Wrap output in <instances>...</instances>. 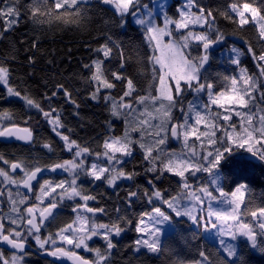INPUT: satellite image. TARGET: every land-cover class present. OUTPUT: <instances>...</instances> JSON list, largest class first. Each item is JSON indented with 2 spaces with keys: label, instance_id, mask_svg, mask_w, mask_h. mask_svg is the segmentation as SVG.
Returning <instances> with one entry per match:
<instances>
[{
  "label": "snow or ice",
  "instance_id": "snow-or-ice-1",
  "mask_svg": "<svg viewBox=\"0 0 264 264\" xmlns=\"http://www.w3.org/2000/svg\"><path fill=\"white\" fill-rule=\"evenodd\" d=\"M87 2L88 0H54V8H61L65 5L75 7L78 3ZM100 2L115 5L119 19L117 27L122 29L126 26V17L129 14L132 15L133 22L141 26L142 32L146 36V43L153 53L151 56L153 79L159 80V94L152 95L149 91L147 95L133 96L136 89L132 79L127 78L123 73L113 72L114 79L126 80L127 90L123 92L119 101L111 95L105 96L104 99L110 104L111 117L123 119L125 127L123 135H113V126L109 120L106 125L108 134L103 140L102 151H90L89 146H82L76 140L70 139V135H65L59 131L64 125L59 113L53 118L52 113L56 112V109L50 108L49 111H44L39 103L24 97L30 107L37 109L48 120L52 130L63 141L65 149L72 154V160H65L63 163H56L51 167V170L61 169L68 172L71 179L67 181L68 186L66 188L64 181L53 186L51 182L44 180L39 186V194L34 196L35 201L39 203H34L32 206L24 208L23 211H21V206L25 205L30 198L19 191L14 195L9 189L7 192L9 211L3 212L0 209V241L6 242L12 249L20 250L23 253L25 241L28 236H32L41 249H45V246L50 244L52 250L49 255L53 257H67L73 261V264H89L88 260L79 256L75 251L58 246L57 240H59L75 249L83 248L87 251H94L96 253L94 264H111V253H101L99 249H90L88 241L93 237L102 236L106 242V249L111 250L115 247L112 242L113 235L120 236L124 229L119 226L118 222H95L96 213L107 214V212L104 208H92L88 205V201L95 200L96 197L86 194L77 181L81 176H87L93 182L102 181L108 187L116 188L118 181L134 180L135 174L126 172L123 165L126 164L127 159L134 158L133 145H137L138 149L143 152V160L148 164L146 172L158 174L154 176L153 180L148 181L152 188L151 192L144 189L127 193L126 204L129 208L132 206L133 198L139 201L142 197H146L148 203L153 204L154 201H160L167 205L175 217H185L197 230L203 229L206 233H212L213 230H216L217 235H228L233 240L237 239L238 235H242L247 237L252 246L255 247L257 236L254 234V227L245 222L242 217H247L250 214L254 218L252 224L264 236V206L258 208V214L254 210L255 195L243 184L236 186L235 190L230 193L225 192L215 169L224 158L225 153L232 152L229 141L239 148L246 147L247 151L256 155L257 153L253 151V145L264 140V114H261L264 113V108L258 107L256 97L251 94L256 92L260 96V100L264 101V90L260 88V85L264 83V79H261L264 78V63H258L264 62V49L257 55L251 45H247L248 53L257 62L259 76H250L245 69L240 68L238 84L236 75L225 76L216 73L218 79L222 77L226 82L230 92L214 93L215 85L210 79L212 74H205L204 70L205 65L209 62L212 47L223 41L225 36L218 28L214 27L215 17L210 9L206 10L197 0H182V4L177 8L179 18L171 19L167 15L166 0H161L159 8L163 26H160L156 20V12L153 9H147L146 5H143L147 9L145 12L133 11V9L142 6L141 0H100ZM33 7L35 13L40 15L46 13L49 20L52 18L54 8L48 6V0H33ZM194 7L197 9L196 12L192 11ZM42 9L44 12L41 11ZM230 10L239 16V25L247 24L249 20L258 25L259 36L264 38V15H261V10L258 7L253 6V3L250 2H244L242 5L233 3L230 5ZM246 13L250 15L246 17ZM20 16L21 13L15 0H6V3L0 7V19H6V28L9 30L20 22ZM59 18L57 15L56 19ZM33 23L40 25L44 23V20L34 14ZM190 25L207 27L202 33H194L190 29ZM181 29L189 30L180 32ZM165 37L169 39L165 41ZM0 38H3L2 31H0ZM193 41L197 43L193 45ZM36 43L37 41L34 40L33 48L36 47ZM114 46L115 42L112 41V37L106 35V42L95 48L94 51L102 53L104 59H109ZM193 46H202V53L198 56H192L191 48ZM157 51L159 55L155 54ZM231 51L236 53L231 63L239 67L240 56L243 53L236 47H233ZM104 59L98 57L91 64L84 65L92 72L90 79L97 85L91 97L93 100L99 98L98 93L101 88L112 89L115 87V84L110 82L105 75ZM29 63H34V59L30 57ZM156 65H159V69H156ZM123 67L124 64L121 63L120 68ZM157 72H162V75L157 76ZM169 80L174 81V83L169 85ZM0 84L6 87L9 95L21 96L19 91L9 86V69L3 65H0ZM189 90L197 96H207V102L201 101L203 112L197 110L191 102L185 110L182 97ZM60 93L70 100L75 107H79L75 100L71 99V93L63 85H58L52 97H47V99L51 100ZM125 97H131L132 100L125 102ZM226 104L241 105L247 110L227 109L225 108ZM249 104L252 106L249 107ZM211 105H219L220 108H225V111H212ZM140 106L143 108L141 109ZM174 109L183 114L182 120H174L172 115ZM233 111L237 117H240L239 127H237V121L232 119ZM0 115L7 117L8 114ZM193 118L194 124L191 122ZM202 122L206 125L205 131L199 130V125ZM169 124H172L171 128H169ZM217 132H220L221 135L217 136ZM133 133H139V136L133 137ZM13 136L28 142L33 140L32 132L27 128H0V137ZM190 136H195V141L190 143ZM169 138L182 143L181 151L169 153L166 147H162L166 145ZM43 147L50 152L53 151L48 144H44ZM258 155L261 160H264V144H261ZM88 156H94L96 159L89 164L87 163ZM162 156L164 159H161ZM157 161L161 163L159 169L157 168ZM23 167L24 176L20 180L13 179L3 169H0V177H3L7 184H14L17 187L22 184L24 188L32 192V182L37 179V174L45 169L39 165H33L34 170L29 169L28 165ZM11 168L15 171L17 168H21V164L13 163ZM165 172L180 178L177 194L170 198L164 196L162 190L158 189L154 182L162 179ZM186 173L189 175L186 176ZM199 173L209 174L211 179L207 184H199L193 187V182L200 179ZM208 185H215V188L210 190ZM57 188L62 189L59 193L61 197L69 200L79 197L83 203L73 209L76 212L73 224H68L66 227H62L58 233L49 234L47 238L42 239L40 230L47 227L45 221L52 223L55 220L52 209L57 207V202L52 200L49 207H41V205L46 198L51 197L56 192ZM242 189L248 192L247 203H245V195ZM214 191L218 195L213 194ZM218 205H226L227 208ZM242 205L243 209L241 208ZM115 211L118 221L123 220L124 218L120 215V208L117 207ZM144 217H147V220ZM144 217L139 219L135 230L144 234L146 238L141 237L134 241V252L139 253L141 249H145L149 253L160 255L164 252V248L161 244L159 225L166 222L171 223L172 218L155 204L151 213H145ZM5 219L11 226L15 227L6 228ZM124 222L130 223L126 220ZM21 226L24 228L23 232L18 230ZM193 239H195V235ZM220 245L226 256L221 255L220 250H217L214 258L210 260L204 251H199L201 259L198 264H232L228 258L237 257V246L226 243L223 239L220 240ZM260 250L264 251V247ZM239 259L240 264H243V258L240 257ZM22 261V255H13L9 261L5 260L3 253L0 252V264H22Z\"/></svg>",
  "mask_w": 264,
  "mask_h": 264
},
{
  "label": "trees",
  "instance_id": "trees-1",
  "mask_svg": "<svg viewBox=\"0 0 264 264\" xmlns=\"http://www.w3.org/2000/svg\"><path fill=\"white\" fill-rule=\"evenodd\" d=\"M15 2L21 13L20 22L9 30L6 28V19H0V31L3 32V38H0V65L9 69V86L19 91L21 96H9L5 87L0 85V112L10 114L11 125L28 128L34 133V146L25 149L39 164L62 162L66 149L48 120L37 109L30 107L24 97L39 103L44 111H49L50 108L56 109L52 116L54 118L59 113L64 125L59 131L70 135V139L76 140L78 144L89 146L90 151H102L103 140L108 134L106 125L109 120L113 126V135H123L125 127L123 119L111 117L110 104L104 99L105 96L111 95L119 101L123 92L127 90L126 80H116L112 73L120 72L132 79L136 89L133 96L147 95L149 91L152 95L158 93L159 80L153 79L151 61L153 53L146 43L142 28L132 22L131 14L126 17L124 28L117 27L118 13L102 4L100 0H88L87 3H78L75 7L61 8H54V0H48V6L54 8L50 20L46 13L44 15L35 13L33 0H15ZM197 2L206 10L212 11L215 17L214 27L225 36L219 50L234 46L243 53L240 56L239 67L233 65L231 58L226 55L222 56L221 61L213 60L211 71L213 70L214 76L211 75L210 79L215 85L214 91L227 88L223 78L218 79L216 73L225 76L236 75L239 78L240 68H243L248 75L259 76L257 62L248 53L247 45H251L258 55L264 49V38L259 36L258 25L251 20L247 24L239 25V16L230 10V5L250 2L261 10V15H264V0H197ZM5 3L6 0H0V7ZM181 4L182 0H172L166 9L167 15L178 19L177 8ZM41 11L44 12V9ZM194 11H197L195 7ZM34 14L44 20V23L40 25L33 23ZM57 15L59 19H56ZM205 28L200 30L204 32ZM106 35L111 36L112 41L115 42L109 59H104L102 53L94 51L106 42ZM34 40L37 41L35 48H33ZM202 51V46L191 48L192 56H198ZM30 57L34 59V63H29ZM98 57L104 59L105 75L115 87L101 88L98 93L99 98L93 100L91 97L97 85L90 79L92 72L84 65L91 64ZM121 63L124 64L123 68H120ZM58 85L68 89L71 99L79 105L78 108L62 93L51 100L47 99L52 97ZM260 88L264 90V83ZM251 94L256 97L258 106L264 108V101L260 100L258 94L256 92ZM182 99L186 109L190 95H184ZM124 100L128 102L132 98L125 97ZM179 113V110H173L174 120H179ZM44 144L50 145L53 151L44 148ZM133 147L134 158L128 160L123 167L126 172L135 174L134 180L116 190L104 186L98 190L99 205L107 212L102 214V221L118 222L124 229L121 242L117 246L114 264H196L201 259L199 251H204L210 260L213 259L217 250H220L219 247L205 237L202 229L197 230L185 217H175L162 203L159 207L171 216L174 225V230L161 242L164 252L160 255L146 251L134 252V241L137 238L135 229L138 221L145 213L151 212L154 205H150L146 197H142L139 201L133 198L132 206L129 208L126 204L127 193L144 189L151 192L152 188L148 181L153 180L158 173L146 172L148 164L143 160V152L137 145ZM164 147L169 153L178 149L173 145L171 138ZM231 148L232 152L225 153L217 167L222 174L223 190L230 193L236 186L245 184L246 189H250L255 195L254 210L258 212V208L264 206V160L259 156L246 154L240 148ZM161 159L164 157L162 156ZM160 167L161 163L157 161V168ZM188 175L189 173L186 174ZM198 176L200 179L193 182L194 187L206 183L208 174ZM179 179L174 174L165 172L162 179L154 182L156 187L162 190L163 195L170 198L177 194ZM247 199L246 191L245 203ZM154 204L158 206L157 203ZM117 207L121 210L120 215L123 220L117 219L115 211ZM250 218V214L243 217L247 220ZM125 220L130 223L126 224ZM194 235L195 239H193ZM256 247L257 250L247 239L242 240L239 243L237 257L228 259L232 264H240V257L243 258V264H264V251L260 250L264 247V236L258 233ZM2 253L3 257L8 256L6 252ZM221 255L225 256L223 252Z\"/></svg>",
  "mask_w": 264,
  "mask_h": 264
},
{
  "label": "flooded vegetation",
  "instance_id": "flooded-vegetation-1",
  "mask_svg": "<svg viewBox=\"0 0 264 264\" xmlns=\"http://www.w3.org/2000/svg\"><path fill=\"white\" fill-rule=\"evenodd\" d=\"M155 1H157V3H158V10L156 13H158L157 14L158 15V24H160V26H161V10L159 8V3L161 2V0H141V2L144 3L145 5H147L149 9H153L152 4ZM133 11H134V9H133ZM11 126H17V125H11L9 123L5 127L9 128ZM34 138H35V136L33 133V140H34ZM33 140H32V142H28V143L4 142V141L0 140V143H1L0 144V157H3V159H0V169H3L4 171H6L13 179L20 180L24 176V167H23L24 165H28L29 169H31V170H34V168H32L33 165H39L43 169L49 168V167L55 165L56 163L46 164V165L39 164L35 158H33L32 156L29 155V152L26 149H28L30 147L32 148V146H34ZM71 155L72 154L66 150V154L64 156V159L62 160V162H59V163H63V161H65V160H72L73 156H71ZM90 158L91 157H89V156L87 158V163H89V164L93 160V159L91 160ZM129 160H131V159H129ZM5 161H7V163H5ZM13 163L21 164L22 170L20 171L19 169H16L15 171H13L11 168V165ZM68 176H69V173L66 172V174L64 176L51 174V175H45V176L41 177L33 185V190H32L31 195H27L25 192H23L22 184L19 187H17V185H14V184H7L6 182H4L3 177H0V193H2V194H0V201H3V203H0V209H2L3 212L9 211L8 204H7V192L9 189H11V191L14 195L19 191L20 193L25 194L30 198L25 205L21 206V211H23L24 208H26L28 206H32L34 203H37L34 199V196L38 194L39 186H40V184L43 183L44 180H48L49 182H51L53 184V183H55V181L60 182L62 180L67 179ZM132 181L133 180L123 181L120 184H118L116 188H113V189L109 188V189L116 190L120 186H122L123 184H125V183L128 184L129 182L131 183ZM77 183L82 186V189L86 194H90V195H93L96 197L95 200L88 201V205L92 208H101L99 205L100 204V200H99L100 195H98V190L101 188V186L108 188L107 184L102 182V181L93 182L87 176H81L80 179L77 181ZM51 201L52 200L50 197L45 201L44 205H42V206L43 207H49ZM82 203H83V201L79 197L72 199V200L67 199L61 203L57 202V207L55 208V210L53 212V216L57 220H53L52 223H48L47 221H45V223L47 224V227L41 228V230H40L41 238L45 239V238H47V236L49 234L58 233L62 227H66L68 224H73V222L75 220V216H76V212L73 209L77 205L82 204ZM154 203H157L158 206H159V204H161L160 201H154ZM149 204L154 205L153 203H149ZM87 215L91 216L92 214H87ZM94 219H95L96 223H104L102 221V213H96ZM4 222L6 224V228L11 226L10 223L6 219ZM38 222H39V218H38ZM11 227H15V226H11ZM18 230H21L23 232L24 231L23 226H21ZM121 237H122V233L118 237L113 235L112 242L115 245V247L111 250L106 249V242L102 236L93 237L91 240L88 241V245H89L90 249H99L101 253L110 252L111 253V256H110L111 264H114L116 250H118L117 246L121 242V239H122ZM57 245L65 248L67 250L75 251L79 256L83 257L85 260H88L89 264H94L95 256H96V253L94 251H87L83 248L75 249L72 246L67 245L64 242L63 243H57ZM25 246H26L25 251L23 253H18V252H13V251L7 250L4 246V242L0 241V250L2 252H4V254L6 252L8 254V256L22 255L23 261L26 262L27 264H36V263H41V262H42V264H73V261L68 259L67 257H59L58 258V257H53V256L49 255V252L52 250V246L50 244H48L45 246V249H41L39 247V245L36 243V241L32 238V236H28L27 240L25 241Z\"/></svg>",
  "mask_w": 264,
  "mask_h": 264
},
{
  "label": "rangeland",
  "instance_id": "rangeland-1",
  "mask_svg": "<svg viewBox=\"0 0 264 264\" xmlns=\"http://www.w3.org/2000/svg\"><path fill=\"white\" fill-rule=\"evenodd\" d=\"M172 2V0H166V9H167V7L170 5V3ZM105 5H107V4H105ZM141 7H138V8H135L134 9V11H136V12H145L147 9H149L148 8V6H147V9L145 8V7H143V5H145L144 3H142L141 2ZM153 10L155 11V12H157V10H158V3H157V1H155L153 4ZM65 6H69V5H65ZM107 6H109V7H111L112 9H114L115 10V5L113 4V5H107ZM192 11L193 12H195L194 11V8L192 9ZM158 13H156V20H157V23H158V15H157ZM246 15V17H248L250 14L249 13H246L245 14ZM169 18H171V19H173L172 17H170V16H168ZM178 18H179V16H178ZM131 20H132V22H133V17L131 18ZM134 23V22H133ZM135 25H137L136 23H134ZM138 26V25H137ZM161 26H163L162 25V22H161ZM141 27V26H140ZM172 27L174 28V25H172ZM206 27V26H205ZM205 27H203V28H205ZM202 27H200V26H198V25H190V29L194 32V33H202V31L200 30V29H203ZM189 29H181V30H179L180 32H187ZM165 39V41H167L169 38L168 37H165L164 38ZM197 42H195V41H193V45L194 44H196ZM223 44V42L221 41V42H219L218 44H217V47L216 48H212L211 49V51H210V59H209V62H208V64L205 66V74H212V76H214L213 75V70L211 71V69H212V62H213V60H217V61H221V58H222V56L223 55H226L227 57H230L231 58V60L236 56V53H234V52H232L231 51V49L234 47V46H231V48H229V49H225V50H219V48H220V46ZM156 55H159V52L157 51L156 53H155ZM260 63H264V62H260ZM156 67H157V69H159V65H156ZM259 69V68H258ZM159 75H162V72H159ZM238 79V84H239V78H237ZM262 79H264V78H262ZM169 82V85H171V84H173L174 83V81H172V80H169L168 81ZM225 82V81H224ZM226 83V82H225ZM0 85H2L3 87H5L3 84H0ZM159 88V87H158ZM5 89H6V87H5ZM7 90V89H6ZM215 90V89H214ZM220 91H229L230 92V89H228V88H223L222 90L220 89V90H218V91H214V93H218V92H220ZM173 92H174V89H173ZM9 94V93H8ZM159 93H157V95H158ZM175 94V93H174ZM185 96H187V95H190V99H189V101H188V103H187V106H188V104H189V102H191V103H193L195 106H196V109L197 110H199V111H201V112H203V109L201 108V101H204V102H207V96L206 95H201V96H197L194 92H192V91H187L185 94H184ZM183 95V96H184ZM9 96H15V95H9ZM259 96V95H258ZM16 97V96H15ZM259 98H260V96H259ZM245 99H247L246 97H245ZM252 105L251 104H249V107H251ZM258 107H260V108H262L261 106H258ZM140 108L142 109L143 108V106H140ZM211 108H212V111H220V112H224L225 111V108H227V109H236V110H240V109H244L245 111L247 110L246 108H244V106H241V105H236V104H226L225 105V108H220V106L219 105H211ZM185 110H187V107H186V109ZM254 111H255V109H254ZM3 113H7V112H0V114H3ZM8 115H7V117H5V116H3V115H0V128H3V127H5L6 125H8L9 123H11V117H10V114L9 113H7ZM261 114H264V113H261ZM172 115H174L173 113H172ZM182 113L180 112L179 113V120H182ZM232 119L233 120H235V121H237V127H239V120H240V117H237L236 115H235V112L233 111L232 112ZM193 124L195 123V121H194V118H193V120L191 121ZM153 123H155V121H153ZM222 123H223V121H222ZM254 123H255V119H254ZM172 127V124H169V128H171ZM199 130L200 131H205L206 130V125H205V123L204 122H202L200 125H199ZM133 135V137H138L139 136V133H133L132 134ZM219 135H221V133L220 132H217V136H219ZM195 139H196V137L195 136H190L189 137V142L191 143L192 141H195ZM202 139H204V138H202ZM229 143V146L230 147H235V148H239V147H237L236 145H233L232 143H231V141H229L228 142ZM261 144H264V140H261L260 141V143H257V144H255V145H253V151L254 152H256L257 154L255 155V156H259L258 155V152L261 150ZM162 147H164V146H162ZM178 147V149L177 150H173V151H176V152H179V151H181V149H182V143L179 141V145L177 146ZM209 148L211 147L210 145L208 146ZM240 149H242L243 150V152L244 153H246V154H251V155H254V154H252V153H250L249 151H247V149H246V147L245 148H240ZM117 155H119V154H117ZM133 155H134V152H133ZM89 157H91L90 159L92 160H95L96 159V157H94V156H89ZM92 160V161H93ZM127 160H129V159H127ZM91 161V162H92ZM215 172L217 173V175H218V177H219V179H220V183L222 184V174L220 173V171L219 170H217V169H215ZM187 174V173H186ZM201 174H204V173H199L198 175H201ZM71 179V176H70V174H69V176H68V178L67 179H65V180H62V181H64L65 182V184H64V187L66 188L68 185H67V181L68 180H70ZM211 179V177H210V175L208 174V177H207V180H206V183H204V184H207V182L209 181ZM123 181H128V180H121V181H118L117 182V185L118 184H120L121 182H123ZM61 182V181H60ZM59 182H56L55 181V183H53V186H55L56 184H58ZM244 186H245V188H246V185L245 184H243ZM209 186V189L210 190H213L214 188H215V185H208ZM194 187V186H193ZM108 188H111V187H108ZM113 189V188H112ZM62 191V189H60V188H57V190H56V192L55 193H53L52 194V196H51V200H55L56 202H64L65 200H67V198H63V197H61L60 195H59V193ZM242 192H244V195L246 194V191H245V189H242ZM38 194H39V192H38ZM37 194V195H38ZM213 194H215V195H218V193H216L215 191H214V193ZM48 198H50V197H48ZM48 198H46L45 200H44V202H43V204L42 205H44V203H45V201L48 199ZM37 202V201H36ZM37 203H39V202H37ZM41 205V207H43ZM167 206V205H166ZM219 207H224V208H227V206L226 205H218ZM241 208H243V205L241 206ZM170 211V210H169ZM149 213H151V212H149ZM258 213V212H257ZM259 214V213H258ZM144 217V216H143ZM144 219L145 220H147V217H144ZM242 219H243V217H242ZM55 220H57V219H55ZM245 222H248L249 224H250V226H253L254 227V234H256L257 235V233L258 234H260L259 233V231H258V228H256V226L255 225H253L252 224V221L254 220V218H250V219H243ZM217 223H219V222H217ZM138 225V224H137ZM90 226V225H89ZM137 227V226H136ZM149 227H150V225H149ZM159 228H160V230H161V232H160V236H161V242H162V240H163V238L166 236V235H168L169 233H171L173 230H174V225H173V223L171 222V223H164V224H162V225H159ZM203 230V229H202ZM122 233V232H121ZM204 234H205V237L207 238V239H209L211 242H213V243H215L218 247H219V249L221 250V252H222V248H221V245H220V240L221 239H223L226 243H231V244H235L236 246H237V253H238V248H239V243H240V241H242V240H245L247 237H245V236H242V235H238L237 236V239H235V240H233L230 236H228V235H223V236H220V235H217L216 234V230H213V232L212 233H206V232H204ZM141 237H144V234H142V233H138L137 232V238H141ZM136 238V239H137ZM144 238H146V237H144ZM57 243H63L62 241H59V240H57ZM251 244V243H250ZM252 245V244H251ZM254 249L255 250H257V247L255 246L254 247ZM141 251H146L145 249H141ZM147 252V251H146ZM149 253V252H148ZM225 254V256H226V253H224ZM13 255H11V256H5V257H3L5 260H11V257H12ZM229 259H235V258H229ZM22 264H27L26 262H24V261H22ZM196 264H198V263H196Z\"/></svg>",
  "mask_w": 264,
  "mask_h": 264
},
{
  "label": "water",
  "instance_id": "water-1",
  "mask_svg": "<svg viewBox=\"0 0 264 264\" xmlns=\"http://www.w3.org/2000/svg\"><path fill=\"white\" fill-rule=\"evenodd\" d=\"M217 45V44H216ZM216 45H214L212 48L216 47ZM207 65V64H206ZM205 65V66H206ZM9 128H19V129H24L25 127H20V126H11ZM28 129V128H27ZM32 136H33V133H32ZM0 140L1 141H4V142H21V143H28V141H25V140H22V139H17L15 136L13 137H0ZM172 143L173 145L175 146H178L179 145V141L176 140V139H172ZM52 167V166H51ZM51 167L49 168H44L45 170H43L41 173L37 174V179L35 181L32 182V185H34L41 177L45 176V175H51V174H56V175H61V176H64L66 174L65 171L61 170V169H56V170H51ZM19 169L20 171L22 170L21 168H17ZM22 190L23 192H25L27 195H31L32 192H29L28 189L24 188L23 185H22ZM55 209H52V213L54 212ZM256 235V234H255ZM257 236V235H256ZM250 243L251 241L246 238ZM4 246L7 250L9 251H13V252H18V253H21L20 250H17V249H12V247L10 245H8L6 242H4ZM26 249V246L23 250V252L25 251Z\"/></svg>",
  "mask_w": 264,
  "mask_h": 264
}]
</instances>
